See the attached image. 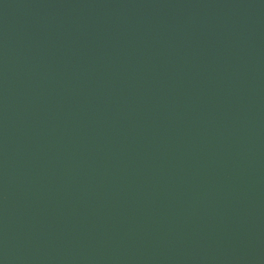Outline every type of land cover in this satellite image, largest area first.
<instances>
[{
    "label": "water",
    "instance_id": "1",
    "mask_svg": "<svg viewBox=\"0 0 264 264\" xmlns=\"http://www.w3.org/2000/svg\"><path fill=\"white\" fill-rule=\"evenodd\" d=\"M0 264H264V0H0Z\"/></svg>",
    "mask_w": 264,
    "mask_h": 264
}]
</instances>
